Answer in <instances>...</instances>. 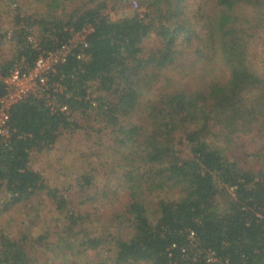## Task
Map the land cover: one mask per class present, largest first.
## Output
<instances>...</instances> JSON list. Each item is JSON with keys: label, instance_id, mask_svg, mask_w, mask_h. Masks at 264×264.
Wrapping results in <instances>:
<instances>
[{"label": "trees", "instance_id": "1", "mask_svg": "<svg viewBox=\"0 0 264 264\" xmlns=\"http://www.w3.org/2000/svg\"><path fill=\"white\" fill-rule=\"evenodd\" d=\"M128 1L38 0L40 11L30 14L14 3L6 31L0 10V51L6 39L13 47L11 59L0 53L2 78L91 29L87 46L9 108V135H0V214L23 207L36 215L42 195L57 214L46 236L5 222L0 264H63L41 262L43 244L83 264H264V168L256 173L240 159L257 146L264 162V62L254 47L260 40L264 48V0H136L133 16L113 19ZM172 68L195 76L196 85L168 79L148 97ZM7 93L0 80V100ZM77 132L88 143L100 136L105 165L118 169L124 202L115 214L125 232L104 225L98 235L90 226L96 218L88 205L99 209L117 192H90L93 172L52 188L34 165L37 153ZM51 232L57 239L49 243Z\"/></svg>", "mask_w": 264, "mask_h": 264}, {"label": "rangeland", "instance_id": "2", "mask_svg": "<svg viewBox=\"0 0 264 264\" xmlns=\"http://www.w3.org/2000/svg\"><path fill=\"white\" fill-rule=\"evenodd\" d=\"M17 3L21 5L23 11L26 13H36L40 11L41 7L38 3V0H0V10L2 12V23L4 31L12 29L13 26V4ZM141 10V9H140ZM136 9L133 5V0H130L124 3L118 11L112 12L111 16L113 19H119L123 17H130L133 16ZM36 31V29H34ZM264 40V39H263ZM154 38L150 39V43H153ZM260 40L254 45V47L258 50L256 58L254 55L253 57L260 62H264V48H262L260 44ZM11 41L6 39L2 42L1 46V56L2 57H9L11 59L13 50H12ZM196 57L190 58V62L188 64L194 62ZM205 59V58H202ZM201 60H199L193 69L200 68ZM181 69L172 68L166 70L164 72V78L160 82V84L150 93L148 97L155 96L161 89L166 86V80L172 79L174 81L175 86L182 88L184 85L187 88L191 89L192 86H195V76H187L185 73H182ZM198 71V70H197ZM219 73V72H218ZM191 75V74H190ZM99 138L97 137L96 140L92 143H88V140L82 136V133L77 132L75 135L64 134L59 142L52 147L51 149H45L42 152L37 153L34 158V165L37 170L43 171L44 177L47 180L49 187L52 188H63L68 186L69 183L77 184V174L83 171H91L94 173V183L90 192L97 191L100 188H105L111 191H117L116 194L109 195L110 198L104 200L100 203L99 209H96L93 205H88L87 212L91 214V217L96 221L92 223L93 229L98 231V235L104 234L103 231L104 225L108 227L109 231H115L118 229L120 231L125 232L124 227H119L118 222L116 220V212L119 210L124 202V195L123 190L119 187L120 183L116 180L117 176V168L107 167L105 165V158L109 155L106 151V146L99 147ZM258 149L257 146L250 148L248 151L240 155V159L243 164L253 169L256 173L260 172L264 168V162L259 158V154L257 152H253L254 149ZM255 153V154H254ZM95 169V171H93ZM100 187V188H99ZM168 197H175L177 193L174 192H166ZM41 200V208L38 214L27 216L24 212V208H13L11 212L8 214H0V230L2 227L10 223L11 224L16 221L25 223L28 228H30L33 236H46L49 232L47 230H51L53 227L51 225L52 219L54 218V214H57L53 202L42 195L40 198ZM40 201L36 200L32 205L37 206ZM7 222V223H5ZM22 223L17 224L16 226L21 227L24 226ZM46 226H49L46 228ZM25 228V227H24ZM47 242L52 243L57 236L51 232L49 235ZM55 247H45L40 246V252H44V255L38 254L42 256L40 258L41 262H48L51 263L54 261L55 263L61 262L63 264H73L79 263L83 264V262L78 261H68L67 258L59 256V253L54 250ZM93 255H96L93 253ZM102 258V257H101ZM92 260V257H91ZM95 261H98V256L94 258ZM113 264V263H107ZM134 264V263H131ZM138 264H147V263H138Z\"/></svg>", "mask_w": 264, "mask_h": 264}, {"label": "built area", "instance_id": "3", "mask_svg": "<svg viewBox=\"0 0 264 264\" xmlns=\"http://www.w3.org/2000/svg\"><path fill=\"white\" fill-rule=\"evenodd\" d=\"M133 5L136 9L139 7L136 0H133ZM90 31V27H86L76 32L69 41L62 43L58 49L43 52L37 58L32 68H26L18 64L15 65L8 76L3 78L0 76V80L5 82L8 89L7 95L0 100V135L4 137L9 135L7 122L11 105L28 94L35 93L40 86L45 85L48 75L56 70L58 64L65 62L73 50L80 46V44L83 45L82 47L87 46L86 37ZM8 37H11L10 32ZM30 39L37 44V38L33 34ZM83 56L84 54L82 53L78 55L79 58ZM66 108L63 107V109ZM190 237L194 239L195 233L190 232ZM209 261H214L213 256L209 257Z\"/></svg>", "mask_w": 264, "mask_h": 264}]
</instances>
